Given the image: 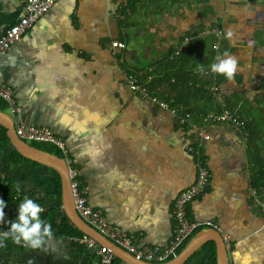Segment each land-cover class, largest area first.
<instances>
[{
	"label": "crops",
	"instance_id": "obj_1",
	"mask_svg": "<svg viewBox=\"0 0 264 264\" xmlns=\"http://www.w3.org/2000/svg\"><path fill=\"white\" fill-rule=\"evenodd\" d=\"M191 2L159 0L141 8L129 0H57L0 53V83L13 90L21 110L14 121L48 127L62 138L88 204L140 245L161 247L170 240L173 202L195 180L189 148L197 147L193 126L202 123L208 139L200 151L210 178L205 193L187 205V217L214 222L228 235L229 264H264V215L251 196L255 189L264 199V188L253 182L252 160L256 151L264 163V0H207L214 13L206 17L200 15L204 5ZM24 15L21 0H0V37ZM212 28L221 31L219 51L226 45L221 57L227 52L238 58L234 82L219 86L228 108L259 131L252 155L247 134L245 140L229 122H203L190 109L193 121L178 124L127 82L128 69L153 70L183 36ZM228 28L235 33L231 41ZM9 154L7 148L0 158V176L13 178L42 208L58 205L53 172L39 164H13ZM56 240L55 250L10 258L98 264L92 249L70 238ZM188 264L207 260L198 251Z\"/></svg>",
	"mask_w": 264,
	"mask_h": 264
},
{
	"label": "built area",
	"instance_id": "obj_2",
	"mask_svg": "<svg viewBox=\"0 0 264 264\" xmlns=\"http://www.w3.org/2000/svg\"><path fill=\"white\" fill-rule=\"evenodd\" d=\"M57 0H21V3L25 9V15L22 16L16 23L8 27V29L0 37V53L7 49L9 46L19 41L25 31L32 27V25L45 13L47 12ZM213 33L218 37L212 45L213 59L211 63L205 67L204 75H212L211 84L204 87L207 89V93L210 96L211 105L216 107L219 111L214 113L212 111L200 115L203 122L207 121H225L229 122L232 126L237 127L241 130L243 137L246 140L245 132V118H240L235 111L228 108L225 94L221 91L219 84L216 83L215 76L217 74L211 72L210 65L216 63L218 58L221 57L219 51V44L221 39V31L217 28L210 30L200 31L194 36L202 37L207 33ZM194 36H183L180 43L176 44L173 48V53L170 57L178 55L180 51L186 46V44ZM114 47L119 49L124 48V43L120 41L112 42ZM151 71L152 69H147ZM199 72V71H198ZM144 73L140 72L139 75ZM200 75H202L199 72ZM127 82L130 88L142 95V97L152 101L156 106L163 110H169L172 116L176 119L178 124H190L193 121V114L184 109L181 105L172 107L171 103H167L159 99L156 95L148 92L145 86L138 83L135 76L128 75ZM0 100H2L6 107L8 114L13 118L20 113V108L17 106L13 90L6 85L0 83ZM14 119V118H13ZM192 126V125H190ZM15 133L23 141L27 143H48L53 145L63 154V160L67 166V174L69 177L71 196L73 205L78 215L97 232L105 236L111 242L124 249L125 251L132 254L135 258L145 260L148 262H165L170 260L172 257L178 254V250L183 244L191 237L195 232L212 227L219 230L218 225L211 221H193L187 217V205L190 204L194 199L200 197L205 193V190L209 184L210 173L207 168L206 160L202 157L200 147L202 140L208 139V135L204 129V125L195 124L193 127L197 130L198 145L189 150L195 155V180L186 189L182 190L173 202L172 216L174 219V229L170 240L163 246L158 247L154 245H140L138 238L133 234H128L120 228L109 224L100 210L92 208L86 199V190L82 185L81 180L78 178L77 170L70 164L68 158V151L65 147L62 138L58 137L50 128L45 126H34L23 123L15 122ZM255 189H251V196L255 204L258 205L260 211L264 215V199L257 195ZM62 209V207H61ZM5 221L8 220L10 212L5 211ZM2 225V224H0ZM221 233V232H220ZM222 238L225 244V248H230L228 242V235L222 234ZM74 242L84 245V247L92 249L95 252L98 264H128L117 257L105 246L98 244L93 238L83 235L81 238H73ZM0 264H3V259L0 257Z\"/></svg>",
	"mask_w": 264,
	"mask_h": 264
},
{
	"label": "trees",
	"instance_id": "obj_3",
	"mask_svg": "<svg viewBox=\"0 0 264 264\" xmlns=\"http://www.w3.org/2000/svg\"><path fill=\"white\" fill-rule=\"evenodd\" d=\"M133 4H138L141 8L144 5H151L159 0H129ZM184 1L187 5H190V1L194 4H202L204 8L200 15L206 17L214 13L213 7L207 4V0H177ZM191 2V3H192ZM216 23L212 24L213 26ZM212 33H207L203 38L193 37L186 44V46L180 51L178 55L170 57L173 50L166 53L165 56L158 60L151 71L144 70L142 75H139V71L130 70V75H134L137 82L146 87L148 92L156 95L159 99L172 104H181L184 109H193L196 115H204L210 111L218 113V109L211 105L210 96L207 93V89L204 87L211 84L212 75H200L197 66L202 64L204 68L208 66L213 59L212 45L215 37ZM181 42V41H180ZM179 42V43H180ZM225 42L221 46L220 52L225 50ZM123 66L129 68L128 63L124 62ZM215 80L217 84H221L225 81V77L216 75ZM0 110L6 111L7 107L5 103L0 100ZM247 148L248 153L252 150L256 137L259 131L250 123H245V132H247ZM30 145L41 149L43 151L50 152L56 156L63 158L60 151L53 145L48 143H35L31 142ZM9 148V161L13 164H21L22 162H29L35 165L37 163L23 158L16 150L11 146L8 137L6 136L5 129L0 126V158L3 156L5 149ZM254 162L253 169L257 171L256 176L253 178L256 186H262L264 188V163L259 159L256 151L252 157ZM42 166V165H41ZM55 176V199L59 202L58 205L44 208V212L41 214L42 219L50 222L55 232L56 238H81L83 234L79 232L66 218L62 209L60 208V180L56 172L51 170ZM16 182L13 178L4 175L0 176V198L5 200L7 207L4 211L10 212V216L7 221L15 220L17 217L18 205L24 200L25 197H29V194L24 192L17 193L15 191ZM7 221L0 225V231L7 230L9 225ZM196 233V232H195ZM194 233V234H195ZM193 234V235H194ZM192 235V236H193ZM191 236V237H192ZM183 244L180 250L186 245L190 238ZM27 251H33L26 249L22 246H17L11 241L7 242V247L0 248V257L3 259V264H27L25 262L14 261V257L10 258L13 254L27 253ZM203 259L207 260V264H216L215 259V246L213 242L204 244L200 250ZM195 254L188 258L184 264H188Z\"/></svg>",
	"mask_w": 264,
	"mask_h": 264
},
{
	"label": "water",
	"instance_id": "obj_4",
	"mask_svg": "<svg viewBox=\"0 0 264 264\" xmlns=\"http://www.w3.org/2000/svg\"><path fill=\"white\" fill-rule=\"evenodd\" d=\"M14 125V119L7 112L0 110V126L5 129L6 136L16 152L25 159L53 170L58 175L60 180V204L68 221L83 235L93 238L98 244L109 249L117 259L128 264H184L185 261L197 253L204 244L213 242L215 246L216 264H229V254L225 248L222 235L218 230L212 227L197 231L180 252L170 260L154 263L135 258L132 254L97 232L78 215L73 205L67 166L63 158L38 149L30 145V143L21 140L15 133Z\"/></svg>",
	"mask_w": 264,
	"mask_h": 264
},
{
	"label": "clouds",
	"instance_id": "obj_5",
	"mask_svg": "<svg viewBox=\"0 0 264 264\" xmlns=\"http://www.w3.org/2000/svg\"><path fill=\"white\" fill-rule=\"evenodd\" d=\"M232 28L226 29V36L231 41L234 38ZM197 70L203 75L205 68L202 64L197 66ZM211 72L224 76L225 79L232 83L235 75L239 70L238 58L225 52L223 57L218 58V61L210 65ZM15 191L19 193L21 186L15 185ZM7 203L0 198V224L5 221V208ZM44 208L36 201L25 197L18 205L17 217L15 220L7 221L9 227L7 230L0 231V248L7 247V242L11 241L17 246H22L33 251L46 252L55 250L53 245L57 243L56 235L50 222L42 219L41 214ZM28 264H33L31 260Z\"/></svg>",
	"mask_w": 264,
	"mask_h": 264
},
{
	"label": "rangeland",
	"instance_id": "obj_6",
	"mask_svg": "<svg viewBox=\"0 0 264 264\" xmlns=\"http://www.w3.org/2000/svg\"><path fill=\"white\" fill-rule=\"evenodd\" d=\"M19 259H14V261L16 262V261H18Z\"/></svg>",
	"mask_w": 264,
	"mask_h": 264
}]
</instances>
